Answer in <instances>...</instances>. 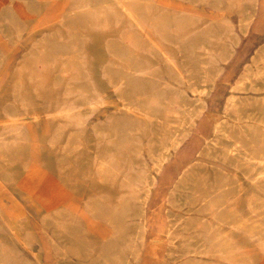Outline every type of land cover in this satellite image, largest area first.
Listing matches in <instances>:
<instances>
[{"label": "rangeland", "instance_id": "374dc122", "mask_svg": "<svg viewBox=\"0 0 264 264\" xmlns=\"http://www.w3.org/2000/svg\"><path fill=\"white\" fill-rule=\"evenodd\" d=\"M38 1L43 8L32 16L26 0H0V149L27 145L17 163L19 168L16 165L4 167L0 159V213L6 212L14 218L19 230L18 235L14 234L0 214V264H63L68 259L82 264H171L168 255L176 251H182L181 264H199L192 262L201 259L206 264H222L210 257V250L203 258L198 253L202 232L208 223L216 220L205 210L204 190L226 180L235 182L232 186L241 181L242 190L229 197L238 199L237 209L242 214H256L249 206V202L253 204L251 206L255 202L249 199L254 195L264 196L242 178L241 174L245 172L234 169V160L228 159L222 151L219 153L216 142H222V136L215 129V125H222L241 144L245 141L240 148L246 149H252L251 143H246L249 137L254 140L264 135V121L255 112H246L244 117L237 107L242 101L258 100L260 91L245 85V72L248 68L254 69L262 55L264 0H225L226 6L222 10L206 4L202 11L200 7L188 11L192 25L198 24L205 14H220L230 29L228 48L223 54L213 56L212 61L218 69L207 93L193 94L184 88L190 97L201 96L205 106L198 115L193 116L190 112V134L181 132V139L174 137L165 145L168 158L161 162L159 171L151 172L153 179L148 188L144 219L146 230L142 232L139 228L137 236L131 231L128 233L132 220L122 215L124 204L129 202L123 171L117 172L116 181L112 178L114 163H120L118 166L122 170L131 149L125 142L121 147L122 156L115 155L119 145H114V131L120 133V129L113 128L108 114L119 108L121 100L114 92L113 82L103 71L98 78L93 76L95 62L99 60L100 68L103 63L120 64L121 57L113 55L114 52H123L125 44L132 47L136 44L130 39L125 43L124 36L119 37L122 43L111 41L116 36L112 27L100 26L92 31L87 26L81 28L85 30L81 37L87 46L83 53L89 58H83L78 69L49 58L33 59L30 49L43 34L54 31L60 38L70 36L58 12L52 13L53 3L56 8L72 12L77 4L86 6L88 2ZM255 1L254 11L248 9V16L244 17L240 12L241 5L252 6ZM9 3L14 16L5 10ZM29 19V25L33 26L31 32L23 29L20 36H16V24ZM122 27L127 28L128 23ZM147 29L153 35L158 34L155 25ZM8 32L12 37L7 35ZM99 45L104 49L98 50ZM161 45L163 51L171 53L167 43ZM100 52L103 57L96 56ZM138 52V56L144 58L148 50L142 45ZM36 65L40 69L37 70ZM239 85H245L247 89L240 90ZM82 86L86 89H81ZM231 95H234L233 100ZM10 106L19 113L17 118L12 116ZM33 108L42 112V120L38 121L26 112H32ZM63 108L68 109L70 115L52 121ZM242 115L248 119L247 125L233 122ZM15 119L25 134L14 125ZM29 127L35 136H29ZM210 139L212 142L208 141ZM67 142L71 149L68 155L63 152ZM144 157L149 158L147 154ZM100 165L107 167V179L101 178ZM14 196L17 204L12 203ZM261 219L264 221V216ZM169 232L172 238L175 237L176 246L179 244L171 252L166 243ZM234 236L242 242H249L247 239L251 238L245 233ZM251 239L250 261L252 258L258 261L264 252L257 245V237ZM61 248L69 258L61 254Z\"/></svg>", "mask_w": 264, "mask_h": 264}, {"label": "bare ground", "instance_id": "6f19581e", "mask_svg": "<svg viewBox=\"0 0 264 264\" xmlns=\"http://www.w3.org/2000/svg\"><path fill=\"white\" fill-rule=\"evenodd\" d=\"M183 1L185 0H88L86 6L79 3L72 12L64 11L61 7L56 8V3H53L52 13L58 12L57 15L62 18L61 22L70 32V36L60 38L54 34V31H50L35 41V47L30 49V52L33 53V59L49 58L78 69L82 59L89 58L86 51V55L83 53L87 46L84 44L86 41L82 40L81 37L85 31L81 29L82 27L87 28L88 26L91 27V30L100 26L112 27L111 31L116 36L111 38V41L116 44L122 43L123 41L119 37L124 36L125 43L126 39H130L136 44L135 47L125 44L123 52H119V50L114 52L113 55L121 57L120 64L103 63V67L100 68L97 64L99 63L98 60L97 63L95 62V68H93V76L97 78L100 71L106 74L107 79L113 82L114 92L121 100V104L118 105L119 108L108 114L111 116L110 123L113 128L120 129V133L114 131V145H119V149L115 150V155L116 157L122 156L121 147L124 146L125 142L127 145L129 144L131 149L127 153L126 164L123 169L120 170L118 166L120 163L115 162L113 173H111L114 181L117 179L118 171L124 173L123 184L129 190V202L124 204L122 215L129 216L132 220L131 227H129L131 230H128V233L131 231L134 236H137L136 232L139 228L142 229V232L146 230L144 219L149 199L148 188L153 179L151 172L154 169L159 171L161 162L168 158L165 145L170 144L174 137L181 139L179 137L181 132L190 134V112L192 111L193 116H195L204 109L205 105L201 96L193 95L190 97L184 88L189 89L193 94L207 93L218 69L212 61L213 56L223 54L228 48L227 35L230 34V29L225 21L220 18V14H205L198 24L192 25V17L188 12L199 7V10L202 11V7L206 4L214 9L222 10L226 6L225 0H187L185 1L187 4ZM26 4L31 9L32 16L43 8L42 3L38 0H26ZM5 7V10L14 16L11 13L13 11L11 3ZM255 7L256 1L252 6L243 4L240 7V12L246 17L248 16V9L254 11ZM83 8L87 9L83 10ZM104 19L107 21L105 22ZM29 21L31 20L16 24L14 31L16 36L19 37L23 29L31 32L33 26L29 25ZM126 23H128V27L124 29L122 26ZM151 25H155L158 30L157 35H153L148 29L146 30ZM7 35L12 37V33L8 32ZM161 43H167L166 46L170 48L171 53L163 51ZM142 45L148 50L144 58L138 56V50ZM99 48L100 50L104 49L101 45H99L98 50ZM111 49H114L113 45ZM96 56L103 57L104 54L100 52ZM147 59L151 60L148 61ZM259 60L255 62L254 69L248 68L245 72V85L260 91L258 92V100L242 101L237 107L239 111L244 113V117L246 112H255V115L264 121V46ZM35 68L40 69L37 65ZM54 74L57 77L58 73L55 72ZM245 85H239V89H247ZM81 89H86V87L82 86ZM100 90L102 92L101 88ZM230 99L233 100L234 95H231ZM81 103L84 104L85 102ZM8 108L12 116L17 118L19 113L16 112V109L11 106ZM61 110L62 112L59 113L58 117L53 116L52 121L67 118L70 115L68 109L63 108ZM26 112L33 114V117L38 121L42 120L41 111H38L37 108H33L32 112ZM243 115L242 118H236L233 122L240 121L243 123L242 125H247L248 119L243 118ZM16 120H14V125L21 128L22 133L25 134L23 127ZM28 129L29 136H35V132L30 130V127ZM215 129L222 136V142H216L217 149H220V151L218 150L219 153L222 151L228 159L234 160L237 163L234 162V169L245 172V174H241L242 178L264 193V135L259 139L256 138L257 140L255 138L253 140L252 136V138L249 137L246 143H251L252 149H246L240 148L245 141L241 144L237 137L232 136L222 125H215ZM208 141L212 142V139ZM68 145L69 142L63 151L66 155L71 153ZM26 146L17 144L13 149L9 148L6 152L0 153V159L4 162L3 166L12 167L16 165V168H19L17 163L21 161L20 156ZM145 154L149 156L148 159L144 157ZM107 170V167L99 166L101 178L107 179L109 177L108 174L105 175ZM91 176L94 184V176L92 174ZM234 183L231 180H226L215 187L204 190L206 193L204 197L205 210L208 211L209 217H215L216 220L212 224L211 222L208 223L202 232L199 239V257L203 258L210 250V257L222 262V264H264V256L258 261H255L254 258L250 261L249 255L252 236L257 237L255 239L257 245L264 252V221L261 219L264 216V196L254 195L249 199V201L255 202L254 206H251L253 204L249 202V206L256 211V214H242L237 209L238 199L231 200L229 196L242 190L244 185L240 181V184L232 186ZM128 197L126 196V198ZM12 198V203L17 204L15 196ZM0 214L11 231L18 235L16 220L6 212ZM168 229L170 231V224ZM239 233L250 235L251 238L247 239L249 242H242L234 236ZM167 234V248L169 251L174 250L176 244L173 240L175 237L172 238L170 232ZM60 250L62 255L69 258L64 248ZM111 253L113 252L111 251ZM168 256L172 260L171 264H181L182 251H176L173 255L169 254ZM201 260H195L192 263L206 264L204 259ZM63 264L82 263L68 259Z\"/></svg>", "mask_w": 264, "mask_h": 264}, {"label": "crops", "instance_id": "0c3cea01", "mask_svg": "<svg viewBox=\"0 0 264 264\" xmlns=\"http://www.w3.org/2000/svg\"><path fill=\"white\" fill-rule=\"evenodd\" d=\"M9 148L13 149V147H9ZM9 148L0 149V153H2L3 151H5V152H6V150H7V149H9Z\"/></svg>", "mask_w": 264, "mask_h": 264}]
</instances>
